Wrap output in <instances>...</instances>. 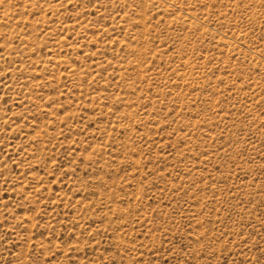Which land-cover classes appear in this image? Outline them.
Here are the masks:
<instances>
[{
    "label": "rangeland",
    "instance_id": "obj_1",
    "mask_svg": "<svg viewBox=\"0 0 264 264\" xmlns=\"http://www.w3.org/2000/svg\"><path fill=\"white\" fill-rule=\"evenodd\" d=\"M0 264H264V0H0Z\"/></svg>",
    "mask_w": 264,
    "mask_h": 264
}]
</instances>
